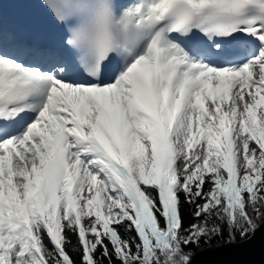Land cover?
Here are the masks:
<instances>
[{
    "label": "snow or ice",
    "instance_id": "6c2138e0",
    "mask_svg": "<svg viewBox=\"0 0 264 264\" xmlns=\"http://www.w3.org/2000/svg\"><path fill=\"white\" fill-rule=\"evenodd\" d=\"M43 4L54 46L5 29L0 0V264H191L250 238L264 0Z\"/></svg>",
    "mask_w": 264,
    "mask_h": 264
},
{
    "label": "water",
    "instance_id": "95a60500",
    "mask_svg": "<svg viewBox=\"0 0 264 264\" xmlns=\"http://www.w3.org/2000/svg\"><path fill=\"white\" fill-rule=\"evenodd\" d=\"M191 264H264V221L250 238L198 249Z\"/></svg>",
    "mask_w": 264,
    "mask_h": 264
},
{
    "label": "trees",
    "instance_id": "16d2710c",
    "mask_svg": "<svg viewBox=\"0 0 264 264\" xmlns=\"http://www.w3.org/2000/svg\"><path fill=\"white\" fill-rule=\"evenodd\" d=\"M191 222H192V217L190 215L186 216L185 217V224H188V223H191ZM223 235H224L225 238L227 237V226L226 225L224 226V234ZM219 239H220V237L214 238V240H213L211 245H217L216 241L219 240ZM238 240H241V238L239 236V233L236 234V241H238ZM206 246H209V245L203 244V242H202L201 247H198V248L195 247V246H193V247H194V250L197 251L198 249L206 247Z\"/></svg>",
    "mask_w": 264,
    "mask_h": 264
}]
</instances>
